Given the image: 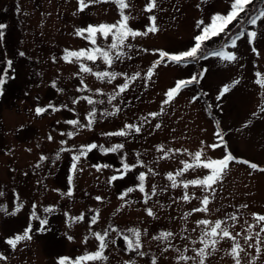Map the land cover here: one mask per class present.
I'll return each instance as SVG.
<instances>
[{
	"label": "rangeland",
	"instance_id": "374dc122",
	"mask_svg": "<svg viewBox=\"0 0 264 264\" xmlns=\"http://www.w3.org/2000/svg\"><path fill=\"white\" fill-rule=\"evenodd\" d=\"M125 2L129 4L124 13L130 17L131 29L145 31L152 23L148 19L151 15L156 17L158 31L135 39L129 37L127 43L133 48L124 51L131 59L115 61L111 68L101 60L85 61L93 72L141 74L109 104V95L118 91L125 78L118 76L112 83L101 81L92 74L80 73L79 64L62 57L66 49L78 51L93 47L85 39L88 34L79 36L77 29L113 24L121 19L115 3L101 0L78 11V0H0V24L6 25L2 57L12 61L11 68L7 66L6 70L11 78L6 80L4 94L0 96V193H3L0 195V257H4L0 264H58L62 257L69 258L66 264H71L86 252L97 250L98 240L91 232L103 234L109 227L118 231H109L106 237V259L82 264H153V259L155 264H194L180 261L178 257L181 253L195 256L193 249L203 246L197 221L224 219L225 214L238 217L231 231L233 235L240 233L237 239L245 249L240 254L241 264H264V242L257 252L244 240L247 225L254 222L252 214H264V171L259 170L264 168V112L260 111L264 107V87L256 83L257 79L264 80V18L256 25L247 23L260 5L264 6V0H252L247 6V15L241 13L227 26L228 36L221 33L205 42L207 50L215 48L229 35L243 32L249 26L235 48L224 49L234 52L236 61L226 62L209 56L206 60L191 59L187 64L159 66L153 63L158 59L155 50L169 53L188 50L195 43L193 37L200 34L196 23L200 20L210 23L213 14L226 15L232 0H156L151 12L144 11L150 0ZM251 31L257 33L254 39L247 36ZM111 39L110 36L105 41L97 34V46L105 47ZM253 47L257 52L252 51ZM1 63L0 55V67ZM149 68L153 69V76L146 79ZM202 69L207 72L199 84L183 89L168 104L162 103L176 81L188 79ZM81 79L87 88L78 91L83 88ZM224 86H229L230 91L217 99ZM82 96L104 101L95 105L96 118L90 129L80 126L88 123L87 113L92 108L79 99ZM74 100L78 102L74 104ZM49 105L60 110L53 111ZM37 107L48 110L37 115ZM115 107L120 108L115 115H101L106 110L114 111ZM212 111L218 124L211 116ZM149 113L159 115L151 117ZM143 117H148V122L143 123L139 133L103 135L122 130L126 124L141 126ZM71 119L79 120L80 125L65 123ZM157 124L159 128L155 127ZM218 131L224 134L227 149L208 147L218 142L215 135ZM69 132L73 133L71 137L67 135ZM93 142L105 148L116 144L124 147L107 154L93 149L80 158L73 172L72 157L79 153L81 146ZM161 145L163 151H158ZM61 148L69 151L61 152ZM200 150H203L202 160L222 158L227 151L236 157L229 163L223 178L213 185L215 193L214 196L209 194L207 212L192 211L202 207L201 198L206 193L201 187L172 188L167 179L168 173L175 174L183 168L181 161L193 163L188 153ZM165 152H168L166 157ZM58 153L60 158L56 159ZM42 156L47 159L42 160ZM123 163L135 167L123 179L109 183L112 175H119L116 169L122 170ZM252 163L258 168L252 169ZM97 164L111 167L97 171L93 167ZM141 172L146 174L144 193L136 187ZM206 174L207 170L202 168L189 169L177 177V182L203 178ZM70 175L71 185L68 183ZM153 185L156 195H151ZM128 187L136 190L121 199ZM69 188L70 197L64 195ZM185 191L190 197L188 201L181 199ZM145 193L151 197L147 204L144 203ZM18 204L23 207L15 212ZM45 208L53 211L46 213ZM148 208L152 209L154 217L147 215ZM34 210L41 219L48 220L45 231H40L39 221L32 219ZM81 214L83 220L72 221V217ZM93 215L97 216L95 224H91ZM29 224L32 238L12 248L7 240L23 234ZM130 228L140 230L139 252L145 255L127 250L123 234L131 235L127 232ZM259 228L256 226L253 232H258ZM160 232H171L173 238L169 241L154 239ZM260 236L264 241V232ZM113 240L115 243L111 242ZM216 247L217 250L206 257L205 264H235L227 255L232 247L230 239L225 238ZM254 257L259 259L254 260Z\"/></svg>",
	"mask_w": 264,
	"mask_h": 264
},
{
	"label": "snow or ice",
	"instance_id": "6c2138e0",
	"mask_svg": "<svg viewBox=\"0 0 264 264\" xmlns=\"http://www.w3.org/2000/svg\"><path fill=\"white\" fill-rule=\"evenodd\" d=\"M101 0H88V3L85 2V0H78L79 8L78 11H83L85 8L89 6L91 3H99ZM103 2H112L115 3L118 6L119 14L121 19L116 21L113 24H100L97 26L94 25H88L86 28L77 29V35L79 36H85V33L88 35L85 37L90 44L93 46L90 49H81L78 51H72V50H65V55L62 57L63 60L70 62V63H77L80 65V73H89L94 75L98 80L101 81H107L108 83H112L118 76L124 77L125 82L122 85L118 86V91L113 92L108 97V103L112 104V101L116 100L117 96L124 93L130 85L131 81H135L138 77H140V73L136 72L135 74L129 76L127 73H118L115 71H96L93 72V69L91 67L86 66L85 61H91L95 63L97 60H101L105 65L108 66V68H111L113 63L115 61L123 62L126 58L131 59V57L128 55L126 51H124L125 48L132 49L133 45L131 43H127L128 38L131 37L132 39H135L138 36H147L149 33H155L158 31V28L156 27L155 16H149L148 19L152 22L150 25L146 26V30L141 32L139 30H133L128 26V21L130 19L129 15H126L124 13V9L129 7V4L125 2V0H103ZM252 3V0H232L230 4V10L226 15L224 14H213L210 17V23L205 24L203 20H200L196 23V27L200 29V34L195 35L193 37L194 45L191 46L188 50L177 52V53H169L167 51L163 50H155L158 53V59L155 60L153 63L155 66H159L161 64L166 63H174L176 65H182L187 64L191 59H208L209 56L217 57L221 61L226 62H234L237 60V56L234 52L231 51H225L223 48L214 50V51H208L205 47V42L208 40H211L213 37L219 36L221 33H224L225 36H228V33L225 31L227 26L234 20H237L240 17L241 13H245L247 15L249 9H247V6ZM156 7V0H150V2L145 6L144 11L151 12L153 8ZM261 18H264V9L260 10L259 13L255 17H250L247 20V23L251 25H256L257 21ZM6 28V25L0 24V40L4 37L3 29ZM97 34H99L105 41L108 40V38L111 36V43H108L105 47L97 46ZM257 33L255 31H251L247 33V36L254 39L256 37ZM242 36H245L244 32H240L237 34H234L233 36L228 37V42L225 44V47H232L235 48L237 46V41L241 39ZM143 51L147 52L148 49H144ZM253 52H257V50L253 47ZM258 54V53H257ZM21 56L24 55V53H20ZM7 65L9 68L12 66V61H7ZM207 72V69H202L200 73L192 75L188 79H180L175 82V86L172 87L170 90L166 92V99L162 101L163 104H168L176 94H179L183 89L188 88L189 86L193 84H199L200 80L203 78L204 74ZM78 73V75L80 74ZM257 77L260 76L259 73L256 74ZM153 76V69L149 68V70L145 73L146 79H151ZM11 77L7 72H2L0 74V94L3 92V86L6 83V80L10 79ZM234 83H239V81H235ZM256 83L264 87V80L257 79ZM81 85H83V88L78 89V91H83L87 88V85L84 84L83 79H81ZM53 87H55V83L53 82ZM91 91L90 89H88ZM58 91H60L58 89ZM100 90L97 89V92ZM230 91L229 86H224L223 89L220 91L219 96L223 97L225 93H228ZM80 100H84L87 102L88 105H91V110L87 113L88 116V123L86 125H80L79 120L77 119H71L65 121L66 124L69 125H80L81 127H87L91 128L93 122L96 118V107L95 105L97 103L103 104V100L95 101L88 96H82L79 98ZM194 99H196L194 97ZM77 100H74L73 103H77ZM48 107L52 108L53 111H59L60 109L55 107L54 105H49ZM63 107H67L64 105ZM47 108L44 107H37L35 109V112L37 115L43 114L47 111ZM120 111L119 107H115L114 111H104L101 113L103 117H108L115 115ZM261 112H264V107L260 109ZM159 115V113H149V116L156 117ZM253 115H256L255 113ZM141 126H136L134 124H126L122 130L116 131V132H110V133H104L105 136H131L134 133H139L141 131V127L143 126V123L148 122V117H143ZM156 128H159L160 125H155ZM68 136H72L73 133L69 132L67 134ZM218 142L213 143L211 145H208L209 148L215 150L217 148H223L227 149L228 144L226 140L224 139V134L222 132H216L215 133ZM49 140L52 139L51 136L48 137ZM61 143H64L62 141ZM124 147L123 144H116L113 145L110 148H105L103 145H98L96 143H90L88 145L81 146V149L79 150V153L77 155H74L72 157V164H71V170L75 172L77 170V163L79 162L80 158L82 156H86L88 152H90L93 149H99L102 153H116L120 149ZM158 151H163V146H159L157 148ZM61 152L63 151H69L68 149L61 148ZM171 151V150H169ZM176 151H179L178 149ZM202 151H196L193 153H188L189 156L192 157L193 163H188L185 161H181L183 164V168L176 171L175 174L168 173L167 179L171 181V187L177 188V187H183L185 190L188 189L189 185L193 186H199L203 189V191L206 193L201 198V205L202 207L194 208L193 212H207L208 205L210 203L209 194L214 196L215 189L213 185H215L219 180L223 178V174L226 172L229 163L236 160V157L232 155L230 151L225 152L224 156L219 159H204L202 160ZM168 155V152L164 153V156L166 157ZM137 156H139V153H137ZM59 153L57 154L56 159H59ZM164 158V157H161ZM42 160L47 159V157H41ZM142 163V162H141ZM244 164H249L248 161H243ZM93 167L96 168L97 171H100L101 168H109L111 167L108 164H97L93 165ZM135 165H130L128 163L122 164V170L120 168L116 169V172L119 173V175H112L108 182L111 183L113 181H117L118 179H123L125 175L131 171L132 168H134ZM250 167L252 169H257L258 166L254 163L250 164ZM195 168H202L204 170H207V173L203 178H195L188 181H180V183L177 182V177L183 176L184 172L188 171L189 169L195 170ZM260 171H264V168L259 169ZM138 181L140 182L136 187L139 189L140 192H145V185L144 181L146 180V174L144 172H141L138 177ZM72 182V176L70 175L68 177V183L71 185ZM136 189L133 187H128L124 193L121 195V199H123L124 196H127L128 193H131L135 191ZM0 195H3V193H0ZM64 195L71 196L72 190L69 188L68 192L64 193ZM151 195H156V187L155 185L152 186L151 189ZM151 197L145 193V199L144 203L147 204L148 200ZM97 200H100V197H96ZM181 199L188 201L190 199L187 191H185V194L181 197ZM23 207L22 204H18L15 212H19L20 208ZM241 207L246 208L247 205H242ZM33 208L35 209V205H33ZM52 208H45L44 212L50 213L52 212ZM12 213L13 215L15 214ZM147 215L150 217H154V213L151 208L146 209ZM185 215H190L185 214ZM253 223L247 225L246 233L244 235V240L248 244V247H255L257 252L261 251L260 245L262 242L260 233L264 232V214H256L253 213ZM237 216L235 214H225L224 219H216L215 221H209L207 219H201L197 221V225L201 227L200 232V243L203 245L199 249H193L195 252V256H185L183 253L180 254L178 259L180 261H193L194 264H205V259L208 255H211L217 250V244L224 240L225 238H228L232 241V247L229 252H227V255L231 256L235 264H241V258L240 254L245 251V249L241 246L240 241L237 239V236L240 235V233H236V235H233L231 229L234 228V222L237 220ZM32 219L38 220L40 224V231H45V226L48 224L47 219H41L35 212V210L32 212ZM73 222L81 221L84 219L83 214L77 217L71 218ZM229 221L233 223H229ZM97 222V216L93 215L91 217V224H95ZM247 223V221L245 222ZM260 226L258 232H253V229L256 226ZM32 231L31 224L24 230L23 234H18L14 238L8 239L7 243L12 247L15 248L17 244L20 241L23 240H30L32 237L30 235V232ZM109 231L117 232L118 230L115 228L109 227L108 229H105L103 234L98 232H91V235L95 237L98 240V246L97 250L92 253H85L79 257L76 258L75 261L71 262V264H82V262L87 261H103L106 259L104 256V249L107 247L106 237L108 236ZM128 234H123V240L125 241L127 245V250L129 251H136L139 255H145L143 252H139V249L141 247L140 243V236L141 232L137 228H130L127 230ZM173 238V233L171 232H160L159 236L154 237V239L162 240V241H169ZM69 240L72 239L71 236L68 237ZM254 241V243H252ZM87 242V237L85 238V243ZM112 243H115V241H111ZM195 244L196 242L193 241ZM171 246V245H169ZM209 249L211 251H209ZM167 251V249H165ZM179 251V249H177ZM0 259H4V257H0ZM255 259H259V257H254ZM69 260L67 257H62L59 259L58 264H66V262ZM153 264H155V259H153Z\"/></svg>",
	"mask_w": 264,
	"mask_h": 264
},
{
	"label": "trees",
	"instance_id": "16d2710c",
	"mask_svg": "<svg viewBox=\"0 0 264 264\" xmlns=\"http://www.w3.org/2000/svg\"><path fill=\"white\" fill-rule=\"evenodd\" d=\"M262 9H264V6L261 4L260 5V8L258 9V11L257 12H255L251 17H255L258 13H259V11L260 10H262ZM248 25H249V23H248ZM248 27L249 26H247V28H246V30H242L243 32H246L247 30H248ZM241 32V31H240ZM240 32H238V33H240ZM229 36H233V35H229ZM228 42V38L226 39V40H224L223 42H220V44H218V46H216L215 48H208V51H214V50H218V49H221V48H223V49H225L226 47H225V44ZM3 53H5V47H4V45H3V42H2V40L0 41V55H1V61H2V63H1V67H0V74H2V72H6V70H7V61H8V59L7 58H5V57H2V55H3ZM4 87H5V85L3 86V92H2V94H0V96L2 97L3 96V94H4ZM211 113V112H210ZM211 116H214L213 115V111H212V113H211ZM214 120H215V122L217 123V121H216V117L214 116ZM218 124V123H217Z\"/></svg>",
	"mask_w": 264,
	"mask_h": 264
}]
</instances>
